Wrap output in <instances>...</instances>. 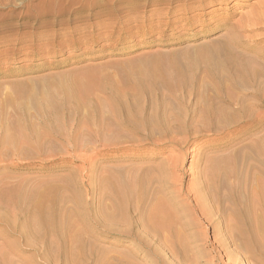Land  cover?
<instances>
[{
	"label": "rangeland",
	"instance_id": "obj_1",
	"mask_svg": "<svg viewBox=\"0 0 264 264\" xmlns=\"http://www.w3.org/2000/svg\"><path fill=\"white\" fill-rule=\"evenodd\" d=\"M50 1L55 2V0H46L43 2H41L40 0H35V1L34 0H27L25 2L26 4L20 5L22 0H15V2H14L15 8L14 9L9 10V8H8V9L0 12V15H2V13L5 15L7 14L6 16L9 19V20H5L6 18L4 15H3L4 17L0 16V19H1L0 21L4 25V26H0V37H1L0 38V121H2L3 118L6 122L9 121V123H7L8 128H9L8 133L10 134V135L8 134V139L11 142L13 140L15 141V142H12V143H15V146H14V144H12V147L10 144H4L5 145L4 148H7V150L3 148V146H4L3 144H0V152L3 151V153L2 152L0 153V190H2V191H0V201H2L0 203V213L2 212L0 214V247L2 246L1 248L4 250V255H3L4 258L7 259L10 255L12 258H8V261L10 260L9 262H11L13 260L12 261L13 264H17L18 262H19L18 264H21V263L28 264V262H29L28 260H30V259L32 260V261L30 260V262H29L30 264H53V263L54 264H88V263L89 264H103V263H105V264H133V263L134 264H184V263L185 264H191V263L192 264H194V263L195 264H203V263L204 264H213L214 262L210 263L211 262L210 257L212 258L213 253L210 252L211 250L209 249V248H211L210 247V241L212 240V239H210L211 233L207 230L208 226H207V224H205L206 223L205 220L200 219V218H199V220H201V221H199V220H198L199 222L197 221L198 225L200 224L199 229H198L197 233H195V235H198L199 232H200V234H199V236L192 235L190 237L191 239L189 238L187 241H184V244L185 243L188 244L187 246H184L185 249L181 245L178 244L179 247L177 245L175 249H173L174 248L173 247L172 249L167 250L166 247L162 246L163 241L161 242V240H158V243H160V244H157V242H156L157 245H155L152 248H148V251H147L146 250L147 247L140 246L141 244L135 243L132 236H130V235L129 236H121V235H117V234H113V233H108V232L106 233V231L103 230L102 225L104 223H106V221H108V219H109L108 215H110L111 212L112 213L115 212L112 215H116L118 210L121 211L120 210L121 208L119 209L118 207H120V205H121L120 202L122 199H121V196L114 190L115 186L118 185V182L122 180L121 177L124 178L125 176H127L129 174V171H127V169H126V167H127L126 165L129 162H130L129 164L137 163V161H133V162L130 160L127 161V159L124 158V156L129 152L128 150H124L121 148H119L117 150H107L105 148H102V146L104 144H106L107 142H110V138L111 139L113 138L111 133H113L115 131V127H118V125L121 123V121H120L121 115H118V113H120V112H118L116 116L113 114L112 115L113 117H112L111 113H110V108L113 107L117 110V108L120 107V105H118V103H117L119 101L118 100L119 98H121L120 100L126 101V99L125 100L123 99L124 96H126L125 95L126 88H125V86H123L125 82L128 83V82H131V80L136 81L137 79H139V77L142 78V76L159 75V74H166V73H168V74H179L180 73L182 76L183 75L186 76L188 73V75L186 77H188V76L191 77L194 75L198 76V72H199V74H200L199 76H203L204 72H206V67L204 68L201 65L203 60H205L207 57H210L211 59H221V58H223V56H227L231 52L235 53L234 50L237 52L241 48L240 46H239L240 48L238 46H236L234 49L233 44H231L230 45V46H232L231 49L226 48L225 46H223V44L225 43L224 40H226L227 37L230 39V38H232V36L236 35V36H238V37L234 36V38L235 37L237 38V39L235 38L236 41L237 40L239 41L241 39L240 40L241 42H243V41L246 42V40L248 42L249 38L248 39L246 38V35H245L246 33L241 31L240 35H237L235 32H233V33H230L229 34L230 36H229L228 34H226V32L229 31L227 29L231 28V25H229V24L224 25V26L219 27V28H216V29L208 30V28L205 29L206 25H205V22L203 20L197 21L194 25H192L193 27L191 26L192 29L191 28L188 29V27L184 26V24H183L184 21H182L180 19V17H181L180 14H176V15L172 16V13H167L166 18H165V15L163 14V12L159 13L160 11H164V9H166L169 6L171 7V10L175 9L176 7L174 8V5L177 4L176 0H156V1L155 0H108V2H107V0H102L103 2L101 3V5L99 3V2H101V0H96V1L95 0H78L77 2H74V3H71L70 2L71 0L70 1L69 0H66V1H64V0H58L57 1L56 0V5L58 4V6H56V7H59V8L55 9L53 12L52 11H46L45 12L43 9L44 5L47 6V4L51 3ZM67 1H69L70 3ZM236 1H238V0H236ZM251 1L253 2L254 0H247L246 3H251ZM163 2H164V4H163ZM233 2L234 1L232 0L229 3V6H231L232 8L228 7L227 12H235L236 13L232 17V19H230V20H232L231 22H233V21L236 22L239 19L240 15L243 12H244L243 14L247 13L250 8L248 7V5L243 6V7L235 6V3L233 4ZM16 3H17V5L19 3L20 4L17 6ZM27 3H29V4H27ZM41 3L44 5L42 6ZM37 4H39L38 7H37ZM29 5H30V8H29ZM31 5H33V6H31ZM95 5H97V6H95ZM40 6H41V8H39ZM27 7H28V9H25ZM31 7H32V9H31ZM40 11L42 12L41 14L39 13ZM245 11H247V12H245ZM29 12L30 13L32 12V13L30 14ZM43 12H44V14H43ZM35 15H38V16H36V18H35ZM42 15H44V16H42ZM2 27L5 29H3ZM202 28H203L202 31L198 30V29H202ZM243 33H244V35H243ZM225 34L228 36H225ZM231 34H233V35H231ZM243 36H245V37H243ZM239 37H243L244 40L242 38L239 39ZM4 40H7V41H4ZM213 42H214V44H213ZM228 47H229V45H228ZM223 48H224V50H223ZM246 53L251 54L252 52L247 51ZM202 57H205V58L202 59ZM201 59H202V62L200 63ZM208 60H210V59L208 58ZM205 61H207V59ZM203 64H205V62H203ZM194 70H196V72L197 71L198 72L196 73ZM200 72L201 73L203 72L202 73L203 75H201ZM189 73L190 74L192 73L194 75H192V74L190 75ZM126 76H128V77H126ZM133 76H135V77H133ZM126 79H127V81H126ZM126 83H125V85H126ZM85 90H86V92H88L87 95H86ZM164 93H166V91H164ZM69 94L73 95V96H70ZM67 95H69L70 97L68 96L69 97L68 98ZM115 98H117L116 99L117 101L115 100ZM80 100L82 101L81 103H80ZM98 102H99V104H98ZM167 102L169 103L170 101L167 100ZM56 103H57V107H56ZM66 103H67V105H66ZM79 103L82 105H79ZM84 103L86 104V106L84 105ZM109 103H110V106H109ZM115 103H117V104L115 105ZM54 105H55V108H53ZM59 105L62 106V109H60L61 107L58 108ZM74 105H77L78 107H76ZM83 105H84V107L82 108ZM44 108H45V110H44ZM84 108H85V110H84ZM54 109H57L59 114L57 113V111L55 112ZM71 109H76V110H71ZM71 111H73V112H71ZM85 111H88L91 113H88ZM50 112H51V114H52V112H53V114L57 113L59 116L58 119H54V118H56L54 116H57V114L56 115L54 114V116H53V114L51 115ZM61 112L63 113V117H62ZM67 112H71L72 115H74V116L67 117V119H68L67 120L66 119ZM83 113L84 114L87 113L86 116L83 115ZM88 114L90 116H92L90 119H88L90 117ZM13 115H15V116H13ZM50 115H51V117H50ZM5 116H6L7 120L5 119ZM83 116L85 117V120H84ZM87 116H88V118H87ZM49 117L51 118V120ZM73 117H74V119H73ZM77 117L81 118V120H83L85 122L81 121L79 118L77 119ZM13 118H15V120L17 119V121H15V120L12 121ZM109 118L110 119L112 118V119L110 120ZM18 119H20V120L18 121ZM63 119L64 120L66 119V121H64V124L61 126L60 124L63 123ZM115 119H117V120H115ZM54 120H57V121L62 120V121H60V123H59V121L58 122L55 121V124L57 123L55 125L53 123ZM78 120H80V121H78ZM118 120L120 123L118 122ZM33 121L36 123H34ZM50 121H51V123L49 124ZM86 121H88L89 124L86 123ZM113 121H115L114 124H116V125L118 123L119 124L117 126H115L113 124ZM11 122H13L14 124ZM16 122H18L19 125ZM31 122H32L33 127H32V125H30ZM78 122H79V124H78ZM10 124H12V125L9 127ZM77 124L79 126H77ZM16 125H18L19 127L21 126V128H19ZM69 125H70V127H69ZM34 126H35V128H34ZM54 126H57V127L60 126L58 128L60 130L55 131V129L52 128ZM67 126H68V128H67ZM81 126H84V127L79 128ZM113 127H114V129L112 130L111 128H113ZM23 128H24V130H23ZM54 128H56V127H54ZM65 128H67V129H65ZM76 128L78 129V131L76 130ZM109 128L112 130L111 133L107 131ZM10 129H12L13 131ZM68 129L70 130V134L68 133L69 132ZM79 129L80 130L83 129L82 132L80 131L81 133L79 132ZM88 129H89V132H88ZM14 130H15V132H14ZM16 130L19 131V132H17V134H15ZM21 130H22V132L23 131L24 132L22 133ZM50 130H51L50 138H48V137L43 138L44 134L43 135L40 134V132L44 133V132H48ZM63 130H64V132H62ZM74 130H75V132H73ZM116 130L117 131L120 130V125H119L118 129L116 128ZM259 130L260 129H258V131L256 130L257 132L255 131L256 135L258 133H260ZM11 131H12L14 136L12 135ZM37 132L40 134L39 136H38ZM61 132L64 134L68 133L69 135L66 134L67 135L66 136V135L62 134ZM72 132L75 134L73 135ZM106 132H107L108 136L106 135ZM18 133H20V134L18 135ZM71 133H72V135H71ZM88 133H90V134H88ZM96 134H98V135H96ZM63 135L65 136L66 139L63 138ZM10 136H12L14 139L10 138ZM210 136H212V135H210ZM53 137H55V138H53ZM87 137H89V139ZM21 138H23V139H21ZM52 138H53L54 142L50 143V141H53ZM76 138H78L79 141ZM49 139H51V140H49ZM107 139H108V141H107ZM216 139L218 140V138H216ZM216 139H214L215 141H213V139L210 140V142H208V144L205 143V145H208V146L202 145L203 143H201L202 147L199 145L198 142H202L203 139L195 142L194 144H190L189 149L192 148L193 151L190 149V151L188 152V155L184 159V163L182 164V170L181 171L179 170L176 172L177 174H179V177H181L180 183H182V184H178V186L181 187L182 190H185L186 188L188 190V187L193 186V184L195 182H197V179L199 180V178H197V176L199 177L201 169L204 166L210 165V163H208L209 160L207 161L206 157H205V159H206L207 164L205 163L204 155L205 156L209 155L210 156V157H208V159H209V158L213 157L216 153L220 156V152L222 151L221 155L225 154V156H226L228 153V150H229V154L231 155V153H230L231 149H228L230 147L227 144H224V143H222L220 145H214L213 144L214 142L215 143L217 142ZM48 140H49L48 143H50V144H48V143L46 144V142ZM22 142H24V143H22ZM58 142L60 143V145ZM54 143H56V144H54ZM77 143L78 144L82 143V144H80V146H79ZM44 144H46V145L44 146ZM101 144H103V145H101ZM226 145L228 146V148ZM68 146H70V147H68ZM198 146L201 147L199 150L197 149ZM225 146H226V148H225ZM80 147H82L83 149ZM8 148H10V149H8ZM73 148L77 149V151L73 150ZM204 148L205 149L207 148L206 150H208V151H206ZM195 150H196L197 154H195L196 153ZM209 150L210 151L212 150L213 152L211 151L212 153H210ZM225 150H227V151H225ZM200 152L203 153L204 155L200 154ZM94 153H96V155ZM190 153L192 154V156ZM109 155H111L112 157H109ZM200 155L203 159L201 157L199 158ZM86 157L90 158V159L88 160V159H86ZM214 157H217V156H214ZM158 159H160V158L158 157ZM252 159H254V158H250V159L248 158L249 161H251ZM87 160H88V162H87ZM203 160H204L203 164H205L204 166L202 165ZM90 161H92V163ZM193 161H195V162H193ZM254 161H255V159H254ZM254 161H252V162H254ZM84 162H87V163L85 164ZM239 162L240 161H238V163ZM89 163H91V164H89ZM124 164H125V166H124ZM114 165H115V167H114ZM89 167H90V169H89ZM194 167L196 169H194ZM237 167H239V164L237 165ZM108 168H109V170H108ZM115 168H117V169H115ZM183 168H184V170H183ZM210 169H213V168H210ZM110 170L111 171L114 170V172H111ZM123 170H125V171H123ZM216 170L217 169L211 170V173H213V174H214V172L218 173L219 178L216 174H214L216 178L213 175L212 181H214V182H212V183H215V181L216 182L220 181V182L213 184V186L214 185H217V187L222 186L221 189L223 191H225L224 189H226V186H228L227 184L229 183V181L234 180V179H232L231 176L228 178L227 176H229V174L221 173L223 171V169H219L217 171ZM220 170H221V172H220ZM115 171L117 173H115ZM225 171L227 172L226 169H225ZM107 172L108 173L110 172V174L115 173L114 174L115 179H113V175L109 174L111 177L107 176V174H108ZM219 172H220V175H219ZM184 173H185V175H184ZM116 174H118L117 177L120 176L118 178V182L116 181V179H117V177H115ZM123 174L125 176H123ZM222 174L223 175L226 174L227 175L226 177L228 179H226L225 175L223 176ZM220 176H221V178H220ZM103 177H106L107 179L109 177V183H107L106 181H108V180H106V178L103 179ZM100 178L103 179L104 181L106 180L105 184L103 183L104 181L101 180ZM190 179H192L193 182ZM214 179H217L218 181L214 180ZM112 180H113V182H112ZM221 180L224 182H222ZM16 182H17V184H20V185L19 186L14 185V184H16ZM110 182H111V185L112 184L114 185V187H113L114 189L111 186L107 185V184H110ZM223 183H226V185ZM11 184H13L15 186V188H16V186L21 187L24 185L21 188L24 190L25 189L24 187H26V189H25L26 191H29L28 188H30L31 192H33L34 189H36V191H34V192L44 191L43 193H51L53 189H54L53 191L55 192L56 191L55 189L58 188L57 192H55V193L60 194L61 196L56 195V196H54V199L50 200L51 197L49 199L53 203L52 206H53L54 211L51 209L52 212L57 214V215H54L51 212V214H52L51 218L54 219V217H55V219H57V220H55L54 225H53L54 220L52 221L50 216H48L50 223L52 221L51 226L53 225L54 233L52 231V228H51L52 234L50 233L51 232L50 230L48 232H47V230L46 231L42 230V232L40 231L41 237H37L32 233L31 229H33V227L36 226L35 224L37 222L35 220V215L32 212V211H34V210H32V208H33V206L31 205L32 203L26 201V203L23 202L24 204L18 202V205H16L17 202H15V204L13 202V204H10V206H9V203H11L12 201H15V199L14 198L12 199V197L10 198L8 195H6L4 193V191L7 190L8 187L14 188V186H11ZM58 185L61 188H59ZM65 185H67V186H65ZM185 185H186V187H184ZM45 186H46V188H50V187L51 188L47 189L45 192V189H46ZM5 187H7V188H5ZM109 187L112 188V190H113V191L111 190L112 192L115 191L116 193L115 192L112 193L110 191ZM214 187H216V186H214ZM4 188H5V190H4ZM37 188L40 190H38ZM78 188H79V190H78ZM107 188H109V190ZM41 189H42V191H41ZM59 190H61L60 192L63 194L64 197L59 192ZM54 192H52V195L54 194ZM110 192L113 195L116 194L115 196L117 198L115 197L116 198V199L114 198L115 200L112 199L114 196H111L112 194L110 195L109 194ZM1 193H4V195L3 194L1 195ZM66 194L69 196L72 195L70 197L72 199H70ZM73 195L75 197H77V199ZM4 196L5 197L7 196L6 197L7 199L9 197L10 202H9V200H6ZM59 196L62 197L63 199H61ZM55 197H56V200L58 198H60L62 203L61 202L59 203L60 200L56 201ZM65 197L66 198L68 197V198L65 199ZM109 197L110 198L112 197V198L110 199ZM3 198L5 199L6 202L3 201ZM119 198H120V200H118ZM166 198H169V197L166 196ZM181 200L177 201L178 203H174V204L171 203L170 206L168 207V209L169 210L175 209V212L176 213L178 212L176 216L179 215L178 221L180 220V222H183L184 218L181 216L180 206L182 204H183V206H185V204L187 206H189V204L191 202L190 206L193 207V201L190 200V197L189 198L185 197ZM47 201H44L43 203H44V205L46 203V205L48 206ZM3 202L7 204V207L11 208L10 211H9L10 208H7ZM54 202H56L55 204H57L56 209L54 208L55 207ZM63 202H64V204H63ZM179 202H181L182 204ZM27 203L31 206V209ZM76 203H77V205H76ZM78 203H79V205L82 203L81 205L83 207L81 205L79 207ZM115 203H117V204H115ZM59 204H61L63 206L62 207L60 205V207L63 209H61L60 207H57V206H59ZM111 204H113L114 206ZM13 205H16L17 209H15L16 206H14L13 207L14 209H12ZM21 205H23V206L21 207ZM26 205L28 206V209L25 208V207H27ZM106 205L110 206L112 211L109 209V207L107 209ZM49 206H50V208H52L51 203L49 204ZM76 206L78 207V211L76 210L77 209ZM4 207H6V208H4ZM19 207H20V209H19ZM74 207H76V209ZM102 207L105 208L106 210L103 209ZM83 208H84V210H83ZM114 208H116L117 211H115ZM5 209H7V211ZM86 209H87V211H86ZM178 209H179V211H178ZM23 210H26L27 213H26V211H23ZM58 210H60L61 212ZM55 211L60 212L59 213L60 215L58 214V212L56 213ZM68 211L70 213H73V215L71 214L72 215L71 216ZM96 211H98V212H96ZM106 211H111V212L109 214V212H106ZM171 211H174V210H171ZM8 212H10V214ZM15 212H18V215ZM19 212H20V214H19ZM28 212L29 213L31 212L33 214L31 215V213L29 214ZM67 212H68V214H67ZM79 212L81 215L79 214ZM100 212L103 215H104V213H106V214L108 213L107 216L105 215V217L107 219L105 217L103 218V216L100 214ZM123 212L124 211H122L120 213L118 212L119 214H117V216H123L124 217L127 214L131 215V214H129L128 211L127 212L125 211L126 215H125V212L124 213ZM6 213L9 215H7ZM96 213H99V214H97L98 216L95 215ZM3 214H4V216H3ZM12 214H14L15 216H13ZM22 214H24V215H22ZM51 214H49V215H51ZM75 214H77V216L79 215V217L75 216ZM88 214H90V215H88ZM10 215H11V218H10ZM20 215H21V217H20ZM128 215L126 216V219H127ZM8 216H9V218L6 219ZM66 216H67V220L65 221ZM68 216L71 217V219H69ZM80 216H81V218L83 217L84 219L83 218L81 219ZM90 216H92L93 218ZM76 217H77L76 220H79V221L82 220V221H80V223L82 222V224H80L78 221H76L74 219ZM131 217L132 216H129L128 220H129V218L132 219ZM12 218H13V220H12ZM60 218H62V219L60 220ZM26 219H27V221H26ZM68 219H69V221H68ZM91 219L92 220L95 219L94 220L95 222L92 221ZM99 219L101 220V222L103 224L99 221ZM103 219H104V222H103ZM5 220H8V221L6 222ZM71 220H73V222ZM9 221H11V222H9ZM59 221L61 222V225L59 224L60 223ZM70 221H71V223H74V224H72V226L70 225L71 229L70 228H68V229L74 231V233L77 232V231H75L77 228L82 229V230L77 229L79 232V233L77 232L78 233L77 236H79V237L81 236L83 238H81V237L77 238V236L75 235L77 233L71 234L69 237H66V235H69V233H73L70 231H66V230H68L67 226H69V224H71ZM12 222H14V224H12ZM57 222H59V223H57ZM66 222H67V224L68 223L69 224L66 225ZM76 222H78L79 224H77ZM84 222H86V224ZM22 223H23V225H26L27 229H29V232L27 230V235L30 233L32 235V237L34 236L32 238L31 235L29 234V236L27 237V239L32 240V241L29 240L31 243L36 242L37 239L40 240V238L46 239L47 236H49L51 234L46 240H48L49 241L48 243H50L51 245L53 244L52 247L53 246H56V247L50 248L51 246L48 244V247L50 249L47 248L48 250L44 249L43 251H44V255L47 254L48 255L47 257H49V258L50 257L53 258V256H54V258H53L54 262L53 261L49 262V260H46L47 261V263H46V261H44L45 259L42 257L43 251L41 250L43 248H41L38 245V243L34 244L35 248L33 247V245H32V247L26 245L25 242L27 241V239L25 240V238H22L20 233H19V229H20ZM24 223H27V224H24ZM62 223H63V225H62ZM75 223H76V225H75ZM83 224H85V225H83ZM94 224L96 226H94ZM64 225H66V226H64ZM77 225L78 226L81 225L82 228L78 227ZM84 226H86V227H84ZM88 226H90V227H88ZM54 227H56V228H54ZM62 227H63V229H62ZM65 227H66V229H64ZM83 227H84L85 231L87 230L86 231L87 234H86V232L81 233L84 231ZM87 227H88V229L89 228L90 229L89 230L85 229ZM184 227H187V228H184ZM13 228H15V229H13ZM57 228H59V229H57ZM203 228H204V230H203ZM182 229H183L181 232L182 234H184V233L189 234V232L191 233V231H192L191 228H189L188 226H185V225H183ZM61 230H62V232L66 231L67 234H65L66 232L65 233L63 232L62 235H58L57 233L61 234ZM199 230H201V231H199ZM187 231H189V232H187ZM204 231H206V232H204ZM201 232L205 236H203ZM55 233H56V235H55ZM42 235H46V237L45 236L42 237ZM74 235H75V239L77 241V242L76 241L75 242L78 243L77 244L78 246L76 245V243H74V241L72 242V240H75V239H71L72 237L74 238ZM82 235H85L87 237L82 236ZM201 235H202V237H201ZM62 236H65V239H62V238H64ZM68 238L70 240L67 242ZM153 238H151V239L156 240L155 237H153ZM169 238H172V237L169 236ZM205 238H207V239H205ZM81 239L82 240L85 239V244H84V241H82ZM91 239L92 240L94 239L95 244H94V242H92ZM70 241H71V243H70ZM62 242H64V243H62ZM204 242H205V244H204ZM66 243H68L69 246ZM72 243H74V244H72ZM62 245L64 248H62ZM72 245L73 246L75 245V247L73 248ZM79 245L80 246L82 245L81 248L83 250H85V248H87L85 250V253L79 247ZM83 245H86V247ZM95 245L97 247H95ZM36 247H39L38 248L39 251H38V249H36ZM88 247L90 248V251L88 250ZM94 247L98 248V250H96ZM141 247H143L144 249ZM57 248H59V250ZM67 248L69 249V251L72 249V251L71 252L66 251V250H68ZM75 248H77V249H75ZM157 248L160 250H158ZM2 249L0 250L1 256L3 254V253H1V252H3ZM51 249H54V250H51ZM94 249L97 251V252L95 251L96 253H94ZM149 249L151 250L150 252H149ZM177 249H178V251H176ZM49 250H50L51 254H50ZM76 250H77V253H79V254L83 253L84 254V255L80 254V259H79V255L76 253ZM179 250H181V252ZM182 250H185V251H182ZM40 251H41V254H40ZM52 251L53 252L55 251L56 254L53 255ZM62 251L63 252L65 251L68 253H65V252L63 253ZM74 251H75V254L72 253ZM172 251L174 252V254ZM5 252H7V253H5ZM90 252H91V254H90ZM182 252L185 253V256L181 257V255H184V253H182ZM8 253H9V255H8ZM169 253H170V255H169ZM100 254H101V256H100ZM58 255H61V256H58ZM64 255L66 258L64 257ZM174 255H176V256H174ZM186 255H187V257H186ZM67 256L68 257L70 256L71 258L69 257V260H68ZM73 256H74V258H73ZM24 257L26 259H23ZM63 258H65V259H63ZM188 258L190 260H188ZM71 259H73L76 263L75 262L73 263L71 261ZM179 259H181V260H179ZM186 259L188 261H186ZM14 260L18 261V262H14ZM87 260H88V262H87ZM26 261H28V262L26 263ZM12 262H11V264H12ZM64 262H66V263H64ZM214 264H216V262Z\"/></svg>",
	"mask_w": 264,
	"mask_h": 264
},
{
	"label": "bare ground",
	"instance_id": "obj_2",
	"mask_svg": "<svg viewBox=\"0 0 264 264\" xmlns=\"http://www.w3.org/2000/svg\"><path fill=\"white\" fill-rule=\"evenodd\" d=\"M26 1L27 0H22L21 4L20 3L19 4L20 5L26 4L25 3ZM40 1L43 2L46 0H40ZM64 1H66V0H64ZM69 1H67V2H69ZM77 1L78 0H71L70 2L74 3ZM176 1H177V4L174 5V8L176 7L175 9L171 10V7L169 6L166 9H164V11H160L159 13L163 12V14L165 15V18H166L167 13H172V16L176 15V14H180V16H181L180 19L182 21H184L183 24H184V26L188 27V29H190L191 26L194 25L199 20H203L205 22V25H206L205 29L208 28V30L216 29V28H219V27H222L224 25L229 24V25H231V28L227 29L229 31L226 30L227 31L226 34L229 35L230 33L235 32L237 35H240L241 31L245 32L246 38L247 39L249 38L248 42H247V40H246V42L240 41L241 40L240 38L243 39V37H245V36L239 37V39H240L239 41L238 40L236 41V39H237L236 37H238L236 35H234V36H236L235 37L236 39L234 38V36H232V38H230V39L228 37H227L228 39L225 37L227 41L224 40L225 43L223 42L224 43L223 46L231 49L232 46H230V45L233 44L234 49L236 46H238V47L240 46L241 48L239 47L240 49L237 52L234 50L235 53L231 52L227 56H223V58H221V59H211L210 57H207L206 58L207 61H205L206 59L203 60V62H205V64H203V62H202V59H204L205 57H202L200 63L202 62V64H201L202 67H204V68L206 67V72H204V75L202 74L203 72L202 73L200 72L201 75H203V76H199L200 74L198 71L197 72H198L199 77L192 74V73L191 74L194 76H191V77L190 76L186 77L188 75V73L186 76L185 75L182 76L180 73L179 74H168V73H166V74H159V75L142 76V78L139 77V79H137L136 81L131 80V82H128V83L125 82L126 85L124 83L123 86H125V88H126V91H125L126 96H124L123 99L124 100L126 99V101L120 100L121 98H119L118 99L119 101L117 103H118V105H120V107L117 108V110L113 107L110 108L111 116L113 114L116 116L117 113L120 112V113H118V115H121V117L119 116L121 118V120H120L121 123L118 120V122L120 123V124L118 123L120 125V130L119 131L116 130V128L118 129V127H119L118 124H117L118 127H115V131L113 133H111V132L114 129V127L111 128L112 130L109 128L110 130L108 129L107 131L112 134L113 138L112 139L110 138V142H107L109 139L108 138L106 141L107 143L104 145L103 144H101V145H103L102 148H105L107 150H117L119 148L124 149V150H128L129 152L124 156V158L127 159V161L128 160H130L132 162L137 161V163L131 162L132 164H129L130 163L129 162L128 163L129 165L128 164L126 165L127 166L126 169H127V171H129V174L128 175L126 174L127 176H125L123 174V176H125V177L124 178L121 177L122 180L119 182H118V178L120 176L117 177L118 174H116L115 177H117L116 181L118 182V185H116L114 183L117 186V187L115 186V189L113 188L114 185L113 184L111 185V182H110V184H107V183H109V177H108V179L106 177L113 175V179H115L114 174L117 173L116 171L113 174L112 173L110 174V172L109 173L107 172L108 173L107 176L103 177V179L106 178V180H108V181L105 180L107 182L106 184L111 186L121 196V199H122L120 202L121 205H120V207H118L119 209L121 208L120 209L121 211L118 210V212L120 213L122 211H124V212L128 211L129 214H131V215H128V214L127 215H128V217L132 216L131 217L132 219L129 218V220H128V217L126 219V216H127L126 212H125L126 216H124V217L123 216H117V214H119L118 212L116 215H112L115 212L112 213L111 207L106 205L107 209L109 207V209L111 210V211H106V212H109V214L111 212V214L108 215V213L107 214L104 213V215H103V214H101V212H100V214L103 216V218L105 217V215L106 216L108 215L109 219L104 224L101 222L100 219H99V221L103 224L102 228H103V230L106 231V233L108 232V233H113V234H117V235H121V236H129L130 235V236H132L135 243L141 244L140 246L147 247L146 250L148 251V248H152L155 245L160 244V243H158V240H161V242L163 241L162 246L166 247L167 250H170L173 247H174L173 249H175L178 244L184 248V246L188 245L187 243L184 244V241H187L192 235H195V233H197V231L199 229V225H200V224L198 225L197 221L200 218V219L205 220V222H206L205 224H207V226H208L207 230L211 233L210 239H212V240L210 241L208 239L210 241V247H211V248H209L211 250L210 252L213 253L212 258L210 257V261H211L210 263L216 262V264L217 263L218 264H264V0H254L253 2L251 1V3H246L247 0H241V1L240 0H238V1L233 0L234 1L233 4L235 3V6L243 7V6L248 5V7L250 8L248 10V12L245 11L247 13L243 14L244 13L243 12L242 13L243 15L241 14L239 19L236 22L235 21L231 22L232 20H230V19H232V17L236 13L235 12H227V8L231 7V6H229V3L232 0H176ZM14 2H15V0H0V12L3 10H6L8 8H9V10L14 9L15 8ZM102 2H103L102 0H101V2H99L100 5ZM107 2H108V0H107ZM27 4H29V3H27ZM39 4H37V7ZM163 4H164V2H163ZM16 5H17V3H16ZM43 5L44 4H42V6ZM31 6H33V5H31ZM56 6H58V4L56 5V0H55V2L52 1L51 3L47 4V6L44 5L43 9L45 12L46 11H52L53 12L55 9L59 8ZM95 6H97V5H95ZM29 8H30V5H29ZM39 8H41V6ZM25 9H28V7ZM31 9H32V7H31ZM39 13L41 14L42 12L40 11ZM43 14H44V12H43ZM3 15L6 18L5 20H9L6 16L7 14L5 15L2 13V15H0V16H3ZM36 16H38V15H35V18H36ZM42 16H44V15H42ZM0 26H4L1 21H0ZM3 29H5V28H3ZM198 30L202 31L203 28L198 29ZM226 34H225V36H228ZM231 35H233V34H231ZM243 35H244V33H243ZM4 41H7V40H4ZM214 42H213V44H214ZM228 45H229V47H228ZM223 50H224V48H223ZM247 51H249V52L251 51L252 53L247 54L246 53ZM208 58L210 60H208ZM194 71L196 72V70H194ZM126 77H128V76H126ZM133 77H135V76H133ZM126 81H127V79H126ZM164 91H166V93H164ZM85 92H86V90H85ZM87 93L88 92H86V95H87ZM69 95H67V97ZM70 96H73V95H70ZM116 99L117 98H115V100ZM167 100H169L170 102L168 103ZM81 102L82 101L80 100V103ZM80 103H79V105H82ZM117 103H115V105ZM98 104H99V102H98ZM66 105H67V103H66ZM84 105L86 106L85 103H84ZM84 105L82 106V108L84 107ZM74 106L78 107L77 105H74ZM109 106H110V103H109ZM56 107H57V103H56ZM53 108H55V105ZM58 108L62 109V106L59 105ZM44 110H45V108H44ZM54 110H55V112L57 111V109H54ZM71 110H76V109H71ZM84 110H85V108H84ZM71 112H73V111H71ZM71 112H67L66 119H67V117L74 116V115H72ZM85 112H88V111H85ZM57 113H58V111H57ZM88 113H91V112H88ZM50 114H51V112H50ZM52 114H53V112H52ZM54 114H53V116H54ZM58 114H57V116H54L56 118H54L53 116L52 117L54 119H58V117H59ZM86 114L87 113H85V114L83 113V115H85V116H86ZM51 115H50V117H51ZM13 116H15V115H13ZM62 117H63V113H62ZM91 117L92 116H90L88 118V116H87L88 119H90ZM78 118L79 117H77V119ZM5 119H6V116H5ZM66 119L65 120L63 119V123L61 122L62 124H60L61 126L64 124V121H66ZM73 119H74V117H73ZM79 119L81 120V118H79ZM13 120H15V118H13L12 121ZM19 120L20 119H18V121ZM50 120H51V118H50ZM80 120H78V121H80ZM84 120H85V117H84ZM115 120H117V119H115ZM15 121H17V119ZM55 121H57V120H54V122H53L54 124H55ZM60 121H62V120H60ZM60 121H59V123H60ZM81 121H83V120H81ZM83 122H85V121H83ZM114 122L115 121H113V124H114ZM7 123H9V121L6 122L4 120V118L2 119V121H0V136H1L0 137V144H3V145L4 144H10L12 147V144H14V146H15V143H12L15 141L13 140L11 142L8 139V134H9L8 129L9 128H8ZM11 123H13V122H11ZM16 123L19 125L18 122H16ZM34 123H36V122H34ZM50 123H51V121L49 122V124ZM86 123H88V121H86ZM78 124H79V122H78ZM78 124H77V126H79ZM11 125L12 124H10L9 127ZM18 125H16V126H18ZM30 125H32V122ZM70 125H69V127H70ZM114 125L117 126L116 124H114ZM84 126H81L79 128H83ZM32 127H33V125H32ZM54 127H56V128H54ZM54 127H52V128L55 129V131L60 130V129H58L60 126L59 127L54 126ZM19 128H21V126ZM34 128H35V126H34ZM67 128H68V126H67ZM67 128H65V129H67ZM258 129H260L259 130L260 133H258L256 135V132L258 131ZM10 130H12V129H10ZM23 130H24V128H23ZM76 130L78 131L77 128H76ZM82 130L79 129V132L80 131L82 132ZM12 131H11V133H12ZM14 132H15V130H14ZM17 132H19V131L16 130L15 134H17ZM21 132H22V130H21ZM62 132H64V130ZM73 132H75V130ZM88 132H89V129H88ZM68 133L70 134V130ZM68 133H66V134H68ZM72 133H71V135H72ZM19 134L20 133H18V135ZM40 134L41 135L44 134L43 138L44 137L50 138L51 130L48 132H44V133L40 132ZM40 134L38 133V136ZM62 134H64V133H62ZM66 134H64V135H66ZM74 134L75 133H73V135ZM88 134H90V133H88ZM12 135H13V133H12ZM64 135H63V138H65ZM96 135H98V134H96ZM106 135H107V132H106ZM210 135H212V136H210ZM10 138H13V137L10 136ZM53 138H55V137H53ZM53 138H52V140H53ZM87 138L89 139V137H87ZM216 138H218V140ZM21 139H23V138H21ZM76 139H78V138H76ZM201 139H203L202 142H198L201 147H202V145H205V143L208 144V142H210V140H212V139H213V141H215L214 139L217 140L216 143L215 142L213 143L214 145H220L222 143L227 144L230 147V148H228V146L226 145L227 148L231 149L230 150L231 155L229 154V150H228V153L226 155L227 157L225 156V154L224 155L222 154L223 156L221 155L222 151L220 152V156H219L216 153L217 152L216 151L215 152L216 154L214 156H217V157L213 156V157L208 159V157H210V156L207 155L206 153L205 154L207 156H205L203 153H201L202 152L201 151L200 154L204 155V159L206 157L207 161L208 160L210 161V162L208 161V163H210V165H209L210 167L208 165L204 166L205 164H203L204 163V160H203L202 165L204 167L202 168L200 166L202 169L200 171V175L198 174L199 177L197 176V178H199V180L197 179V182H195L193 184V186L188 187V190H187V188L186 189L184 188L185 190H182V188L178 186V184H182V183H180L181 177H179V174H177L176 172L179 170L180 171L182 170V164L184 163V159L188 155V152L190 151V149L192 150V148L189 149L190 144H194L195 142H197ZM49 140H51V139H49ZM49 140L46 142V144L49 142ZM78 141H79V139H78ZM51 142H54V140L50 141V143ZM22 143H24V142H22ZM50 143H48V144H50ZM201 143H203V144L201 145ZM46 144H44V146ZM54 144H56V143H54ZM80 144H82V143H80ZM80 144H78V145L80 146ZM59 145H60V143H59ZM200 146H198V148L197 147L196 148L199 150L201 148ZM205 146H208V145H205ZM226 146H225V148H226ZM4 147H5V145L3 146V148ZM68 147H70V146H68ZM74 148H73V150L77 151V149H74ZM80 148H82V147H80ZM4 149L7 150V148H4ZM8 149H10V148H8ZM196 150H195V152H196ZM206 151H208V150H206ZM211 151H210V153L213 152V151L212 152ZM225 151H227V150H225ZM1 152L3 153V151H1ZM94 154L96 155V153H94ZM192 154H191V156H192ZM195 154H197V152ZM87 157H86V159L89 160L90 158H87ZM109 157H112V156L109 155ZM158 157L160 159H158ZM200 157H201V155L199 156V158ZM248 158L249 159L254 158L255 161H254V159L249 161ZM206 159H205V163H206ZM88 160H87V162H88ZM238 161H240V162L238 163ZM252 161H254V162H252ZM87 162H84V163L86 164ZM90 162L92 163V161H90ZM193 162H195V161H193ZM91 163H89V164H91ZM125 164H124V166H125ZM238 164H239V167H237ZM114 167H115V165H114ZM210 168H213V169H210ZM218 168L223 169L222 172L220 170L221 173L229 174V176L224 174L225 177L227 176L229 178L231 176L232 179H234V180H230V181L228 180L229 181V183L227 184L228 186H226V189L223 188L225 191H223L221 189L222 186L221 187L220 186L217 187V185H214L216 187L213 186V184L220 182L217 179H214V180H217L218 182L215 181V183H212V182H214V181H212L213 175L216 174L218 176V173L214 172V174H213V173H211V170H214V169L219 170ZM89 169H90V167H89ZM115 169H117V168H115ZM194 169H196V168L194 167ZM225 169L227 170L228 173L225 171ZM108 170H109V168H108ZM183 170H184V168H183ZM123 171H125V170H123ZM111 172H114V170ZM220 172H219V175H220ZM184 175H185V173H184ZM214 177H215V175H214ZM227 177H226V179H228ZM218 178H219V176H218ZM220 178H221V176H220ZM103 179H101V180H103ZM190 180L192 181V179H190ZM105 181L103 182L104 184H105ZM112 182H113V180H112ZM222 182H224V181H222ZM13 184H11V186H14V185L19 186L20 185V184H17V182H16V184H14V185ZM223 184L226 185V183H223ZM18 186H16V188H15V186H14V188L8 187L7 190H5V188H7V187L4 188V190H5L4 193L6 195H8L10 198L12 197V199L13 198L15 199V201H12L11 203H9V206H10V204H13V202H14V204H15V202H17L16 205H18V202H20V203H23V202L26 203V201L31 202L32 203L31 205L33 206L32 210H34L32 212L34 213L35 220L37 221L36 224L33 222L36 226H34L33 229H31L32 233L37 237H41L40 231L42 232V230H44V231L47 230V232H48L49 230L51 231V228H52V231L54 233L53 225L55 224V220H57V219H55V217H54V219L51 218L52 217L51 212H52V210L54 211V209L52 206L53 203L50 200L54 199V196L60 195V194L55 193V192H57L58 188L55 189L56 190L55 192L53 191L54 189L53 190L51 189L52 192H54V194L52 195V192L51 193H43L44 191H42V189H41L42 192H39V191L34 192V191H36V189H34V191L31 192L30 188H28V187L27 188L29 189V191L25 190L26 187H24L25 189L23 190L21 187H23L24 185L21 187H18ZM65 186H67V185H65ZM184 187H186V185ZM45 188H46V186H45ZM50 188H46L45 192L47 189H50ZM59 188H61V187L59 186ZM109 188H107V189L109 190ZM112 188H110V191L112 190ZM38 190H40V189H38ZM78 190H79V188H78ZM0 191H2V190H0ZM60 191L61 190H59V192ZM111 192L109 193L110 195L112 193H114V192H112V193ZM4 193H1V195L2 194L4 195ZM115 195L112 194L111 196H114V197L113 198L111 197V198L114 199L116 197ZM62 196H63V194H62ZM67 196L70 198L72 195H70V196L67 195ZM166 196H168L169 198H166ZM6 197H5L6 200L10 199L9 197H8V199ZM50 197H51V199H50ZM185 197H188V198L190 197V200L193 201V207L190 206V204H191L190 201H189L190 207L187 206L186 204H185V206H183V204L181 202H179L182 204L180 206L181 216L184 218V220L182 219L183 222H180V220L178 221L179 215L176 216L178 212L176 213L175 209H171V210H174V211H171L168 209V207L170 206L171 203H173V204L178 203L177 201H180L181 199H183ZM60 198L63 199L62 197H60ZM60 198H58L56 200V197H55V200L56 201L60 200L59 203L60 202L62 203ZM67 198L65 197V199H67ZM75 198L77 199V197H75ZM5 199L3 198V201H5ZM70 199H72V198H70ZM118 200H120V198ZM44 201H47L48 206L51 203L52 208H50V206L48 207L46 205V203L44 205V203H43ZM1 202L2 201H0V203ZM9 202H10V200H9ZM55 203L56 202H54V205H55L54 208L56 209L57 204H55ZM63 204H64V202H63ZM115 204H117V203H115ZM4 205H6V207H7L6 203H4ZM16 205H13L12 209H14L13 207ZM60 205L61 204H59V206H57V207H60ZM76 205H77V203H76ZM78 205H79V203H78ZM80 205H79V207H80ZM111 205H113V204H111ZM22 206L23 205H21V207ZM6 207H4V208H6ZM76 207H74V208L76 209ZM7 208H10V207H7ZM25 208L28 209V206ZM116 208H114L115 211H117ZM15 209H17V206ZM19 209H20V207H19ZM30 209H31V206H30ZM61 209H63V208H61ZM103 209H105V208H103ZM179 209H178V211H179ZM5 210L7 211V209H5ZM10 210H11V208L9 209V211ZM76 210L78 211V207ZM83 210H84V208H83ZM23 211H26V210H23ZM58 211H60V210H58ZM86 211H87V209H86ZM60 212H58V214ZM68 212H67V214H68ZM96 212H98V211H96ZM8 213L10 214V212H8ZM15 213H17V215H18V212H15ZM26 213H27V211H26ZM33 213H31V215ZM52 213L54 215H57L54 212H52ZM9 214H7V215H9ZM14 214H12V215L15 216ZM19 214H20V212H19ZM24 214H22V215H24ZM49 214H51V215H49ZM71 214L73 215V213H70V215ZM79 214H80V212H79ZM97 214H99V213H96L95 215H97ZM88 215H90V214H88ZM3 216H4V214H3ZM48 216H50L52 221L54 220V223L52 226H51L52 221L50 223ZM75 216H77V214H75ZM20 217H21V215H20ZM77 217H79V215ZM77 217L74 219L76 220ZM90 217H92V216H90ZM8 218H9V216L6 219H8ZM10 218H11V215H10ZM80 218H81V216H80ZM27 219H26V221H27ZM61 219L62 218H60V220ZM69 219H71V217H69ZM69 219H68V221H69ZM12 220H13V218H12ZM66 220H67V216H66L65 221ZM94 220L95 219H93L92 221H94ZM5 221L7 222L8 220H5ZM71 221L73 222V220H71ZM71 221H70V223H71ZM76 221H78L80 223V221H82V220H80V221L76 220ZM199 221H201V220H199ZM9 222H11V221H9ZM59 222H57V223H59ZM78 222H76V223L79 224ZM103 222H104V219H103ZM63 223H62V225H63ZM76 223H75V225H76ZM84 223L86 224V222H84ZM12 224H14V222H12ZM24 224H27V223H24ZM59 224L61 225V222ZM68 224L66 222V225H68ZM72 224H74V223L69 224V226H67V229L68 228L71 229L70 225L72 226ZM80 224H82V222ZM85 224H83V225H85ZM66 225H64V226H66ZM183 225L191 228V230H192L191 233L189 232L190 231L189 230V231H187V232H189V234H186V233H184L185 235L182 234L181 232L183 230L182 229ZM94 226H96V225L94 224ZM63 227H62V229H63ZM78 227L82 228L81 225H79ZM84 227H86V226H84ZM84 227H83V230H84ZM88 227H90V226H88ZM88 227L85 229H88ZM54 228H56V227H54ZM184 228H187V227H184ZM13 229H15V228H13ZM57 229H59V228H57ZM64 229H66V227ZM70 229H68L66 231H70L73 233L68 232L69 235H66V237H69L71 234L77 233L78 232L77 229H80V228H77L75 230L77 232H75V233H74V231H72ZM27 230L29 232V229L26 228V225H23V223H22V225L19 229V233H20L22 238H25V240L27 239V237L30 234L29 233L27 235ZM80 230H82V229H80ZM203 230H204V228H203ZM52 231L50 232L51 234H52ZM86 231L84 230L83 232H81V231L80 232L84 233ZM199 231H201V230H199ZM63 232L61 230V234H59V233H57V234L62 235ZM204 232H206V231H204ZM78 233L75 235L77 236ZM65 234H67V232ZM86 234H87V232H86ZM199 234H200V232H199ZM199 234L195 235V236H199ZM46 235H42V237L43 236L46 237ZM55 235H56V233H55ZM75 235H74V238L72 237L73 235L71 236L72 238L71 237L70 238L75 239ZM85 235H82V236H85ZM202 235H203V233H202ZM202 235H201V237H202ZM49 236H47V238ZM169 236H171L172 238H169ZM203 236H205V235H203ZM31 237H32V235H31ZM62 237H64L62 239H65V236H62ZM78 237L79 236H77V238ZM85 237H87V236H85ZM153 237H155L156 240H153L154 239ZM81 238H83V237H81ZM151 238H153V239H151ZM46 239L40 238V240L37 239L36 242H33V243L30 242L32 240L27 239V241L26 242L24 241V242L26 243V245H28L30 247H32V245L34 247V244L38 243V245L41 248H43V249H41L42 251L44 249L46 250L47 248H49L48 244L51 246L50 248L56 247V246L52 247L53 244L51 245L50 243H48L49 241ZM94 239L93 240L91 239L92 242H94ZM205 239H207V238H205ZM69 240L70 239L68 238L67 242ZM73 241H74V243L77 242L76 239L72 240V242ZM82 241H84V244H85V239ZM156 242H157V244H156ZM62 243H64V242H62ZM70 243H71V241H70ZM74 243H72V244H74ZM66 244L69 246L68 243H66ZM77 244L78 243H76V245ZM94 244H95V242H94ZM204 244H205V242H204ZM86 245H83V246L86 247ZM179 245H178V247H179ZM81 246L79 245L80 248H81ZM1 247H0V250L2 249ZM74 247H75V245L73 246V248ZM95 247H97V246L95 245ZM38 248L39 247H36V249H38ZM62 248H64L63 245H62ZM141 248H143V247H141ZM57 249L59 250V248H57ZM75 249H77V248H75ZM86 249L87 248H85V250ZM95 249L98 250V248H95ZM95 249H94V253L97 252ZM51 250H54V249H51ZM85 250H83L84 253H85ZM88 250L90 251L89 247H88ZM158 250H160V249H158ZM2 251L3 252H1V253H3L2 254V256H3L4 250L2 249ZM38 251H39V249H38ZM66 251H69V249ZM71 251H72V249L69 252H71ZM150 251L151 250L149 249V252ZM176 251H178V249ZM179 251L181 252V250H179ZM182 251H185V250H182ZM7 252H5V253H7ZM49 252H50V250H49ZM42 253H43L42 257L45 259L44 261L49 260V262L50 261L54 262V260H53L54 256H53V258H51V257L49 258V257H47L48 256L47 254L44 255V251ZM65 253H68V252H65ZM72 253L75 254V251ZM76 253H77V250H76ZM182 253H184V252H182ZM40 254H41V251H40ZM50 254H51V252H50ZM52 254L53 255L56 254L55 251ZM77 254L79 255V259H80L81 253L80 254L77 253ZM90 254H91V252H90ZM173 254H174V252H173ZM8 255H9V253H8ZM169 255H170V253H169ZM2 256L0 254V264H11V262L13 261L12 259H11L12 260L11 262H9L10 260L8 261V258H12L10 255L7 259H5L4 256L3 257ZM58 256H61V255H58ZM100 256H101V254H100ZM174 256H176V255H174ZM182 256H185V253H184V255H181V257ZM64 257H65V255H64ZM69 257H68V260H69ZM186 257H187V255H186ZM65 258H63V259H65ZM73 258H74V256H73ZM23 259H26V258L24 257ZM30 260H28V261L30 262ZM179 260H181V259H179ZM188 260H190V259L188 258ZM188 260L186 259V261H188ZM28 261H26V263ZM71 261L73 263L75 262L73 259H71ZM14 262H18V261L14 260ZM29 262H28V264H30ZM66 262H64V263H66ZM87 262H88V260H87ZM46 263H47V261H46ZM12 264H13V262H12ZM21 264H23V263H21ZM103 264H105V263H103Z\"/></svg>",
	"mask_w": 264,
	"mask_h": 264
}]
</instances>
